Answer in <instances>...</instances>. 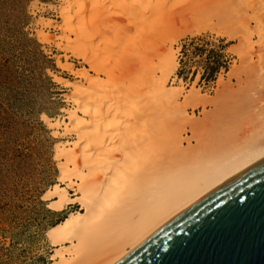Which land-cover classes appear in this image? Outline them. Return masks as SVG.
<instances>
[{
	"label": "bare ground",
	"instance_id": "bare-ground-1",
	"mask_svg": "<svg viewBox=\"0 0 264 264\" xmlns=\"http://www.w3.org/2000/svg\"><path fill=\"white\" fill-rule=\"evenodd\" d=\"M60 3L66 34L55 42L91 67L64 64L83 79L64 80L74 88L77 107L67 109L68 120L45 116L51 126L76 135L58 142L65 185L55 183L45 196L55 210L81 206L51 227L52 264H114L197 198L264 156V0ZM207 21L235 31L248 81L238 88L221 81L215 96L196 89L184 94L168 83L179 65L175 54L158 50L161 73L142 72L148 97L129 101L117 89L107 92L99 74L109 75V69L97 63L114 49L129 45L134 61L145 64L154 39L174 43ZM172 26L178 29L170 37ZM39 33L44 42L53 40L44 29ZM190 107H202L200 116ZM68 187H75V196Z\"/></svg>",
	"mask_w": 264,
	"mask_h": 264
},
{
	"label": "rangeland",
	"instance_id": "rangeland-1",
	"mask_svg": "<svg viewBox=\"0 0 264 264\" xmlns=\"http://www.w3.org/2000/svg\"><path fill=\"white\" fill-rule=\"evenodd\" d=\"M61 12L60 0H0V264H52L55 251L49 235L51 227L69 212L81 208L79 203H70L61 211L55 210L45 196L55 183L65 185L60 181L58 142L76 137L74 131L65 134L63 128L51 126L45 116L52 121L68 120L67 109L77 107L74 88L64 80L83 79L64 64H74L75 70L91 67L83 58L55 42V38L60 41L59 37L66 34L61 27ZM219 27L224 29L220 32ZM175 28L169 27L171 33H166L171 37ZM196 28V33L181 34L174 43L167 35L164 42L154 39L147 50L150 60L145 64L134 61L129 45L114 49L113 56L108 58L110 61L97 63L99 69L102 64L109 69V75L99 74L107 80L110 87L107 92L117 89L129 96V101H138V96L140 99L148 97L142 72L153 68L161 73L158 50L175 54L179 65L168 83L182 89L184 94L196 89L215 96L221 81L233 83L234 88L239 87L240 81H248V68L240 58L244 46L234 35L235 31L209 21ZM40 29L50 33L53 40L44 42ZM193 38L203 39L199 44L209 51H221L225 67L214 79L202 78L206 67L212 64L207 54L192 55V46H189L184 77L179 76L183 44ZM118 59L127 64L114 61ZM91 72L96 74L94 69ZM188 110L200 116L203 108ZM68 189L71 196L76 195L75 187Z\"/></svg>",
	"mask_w": 264,
	"mask_h": 264
},
{
	"label": "water",
	"instance_id": "water-1",
	"mask_svg": "<svg viewBox=\"0 0 264 264\" xmlns=\"http://www.w3.org/2000/svg\"><path fill=\"white\" fill-rule=\"evenodd\" d=\"M114 264H264V156L197 198Z\"/></svg>",
	"mask_w": 264,
	"mask_h": 264
},
{
	"label": "trees",
	"instance_id": "trees-1",
	"mask_svg": "<svg viewBox=\"0 0 264 264\" xmlns=\"http://www.w3.org/2000/svg\"><path fill=\"white\" fill-rule=\"evenodd\" d=\"M201 42H203V39L193 38V39H191V41L183 44L182 54L180 56V65L181 66H180V69L178 71V74L180 77H184V72L186 70V62L190 56L189 55V46H192L194 48V52L192 55H196L198 57H201V56H204L207 54L208 55L207 59L209 61H211L212 66L206 67V71L203 73V77H202L203 79H208V78L214 79L216 77L217 73L220 71V69L224 66L223 63L221 62V57H222L221 51H218L215 49H211L209 51L208 49H206V47L199 44ZM212 60H214V61H212Z\"/></svg>",
	"mask_w": 264,
	"mask_h": 264
}]
</instances>
